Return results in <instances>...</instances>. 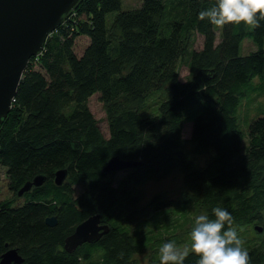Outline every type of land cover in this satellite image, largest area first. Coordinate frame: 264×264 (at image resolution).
Wrapping results in <instances>:
<instances>
[{
  "label": "trees",
  "instance_id": "obj_1",
  "mask_svg": "<svg viewBox=\"0 0 264 264\" xmlns=\"http://www.w3.org/2000/svg\"><path fill=\"white\" fill-rule=\"evenodd\" d=\"M122 2L81 0L28 63L0 127V184L4 168L13 194L0 200V258L14 248L21 264H134L151 250L160 264L163 243L191 246V214L213 218L219 206L251 264H264V233L246 236L248 226L264 228V21L249 31L198 20L216 0H142L127 10ZM80 37L89 43L78 56ZM96 94L108 136L89 106ZM116 156L138 164L105 173ZM175 171L185 183L178 198L144 203L140 187ZM38 175L45 182L18 196ZM95 214L109 232L67 252L65 238ZM198 259L190 252L184 264Z\"/></svg>",
  "mask_w": 264,
  "mask_h": 264
},
{
  "label": "water",
  "instance_id": "obj_2",
  "mask_svg": "<svg viewBox=\"0 0 264 264\" xmlns=\"http://www.w3.org/2000/svg\"><path fill=\"white\" fill-rule=\"evenodd\" d=\"M81 0H0V127L12 109L23 74L32 57L43 49L47 37L53 33ZM116 156L109 160L105 173L122 171L137 165ZM67 177L62 169L55 173V183L60 186ZM45 182L42 175L27 182L18 192L22 196L33 186ZM46 224H58L55 216L48 217ZM261 230V229H259ZM109 232V225L101 215H91L79 223L64 241V249L73 253L85 243H95ZM24 261L14 248L0 258V264H21Z\"/></svg>",
  "mask_w": 264,
  "mask_h": 264
},
{
  "label": "clouds",
  "instance_id": "obj_3",
  "mask_svg": "<svg viewBox=\"0 0 264 264\" xmlns=\"http://www.w3.org/2000/svg\"><path fill=\"white\" fill-rule=\"evenodd\" d=\"M197 18L220 27L243 24L254 31L264 21V0H216L215 5L201 10ZM212 217L207 214L195 217L190 248L181 249L175 240L163 243L159 248L160 264H184L190 252L199 257L197 264H251L244 241L233 227L231 213L217 206L212 209Z\"/></svg>",
  "mask_w": 264,
  "mask_h": 264
},
{
  "label": "rangeland",
  "instance_id": "obj_4",
  "mask_svg": "<svg viewBox=\"0 0 264 264\" xmlns=\"http://www.w3.org/2000/svg\"><path fill=\"white\" fill-rule=\"evenodd\" d=\"M142 4V0H123L122 2V9L127 10V9H134L140 7ZM115 16V13H111L108 15V21H111V19ZM89 41L86 37H80L76 40V45H75V52L78 56L82 55L83 51L87 47ZM203 44V37L201 35H196L194 39V47L195 49H200ZM249 47V44H246V48ZM188 74V70L186 67H182L180 69V77L182 79H185L186 75ZM260 98H255L254 102L252 103V106H249V109H246V111L249 113V118L254 115V112H257V107L260 102ZM243 106V114L245 113V106ZM89 106L94 114L95 118L99 122V126L102 129V132L104 133L105 136H108V126H107V121H106V116H105V111L103 104L99 100V95L96 94L92 96V98L89 101ZM255 110V111H254ZM245 116V115H244ZM191 126L186 125L184 128V137L185 138H190L191 136ZM5 169L1 168V178L2 182L0 184V200L5 199V198H11L13 196L12 192L8 188L7 180L5 178ZM122 172H119L121 174ZM185 189V183H184V176L181 172L175 171L166 178L162 180H150L146 182L144 185L140 187L141 193L143 194V202L147 203L149 202L155 195L157 194H163L169 197L170 199H177L180 193ZM19 201H22L20 198ZM190 216V215H189ZM194 214H191L190 216V225L194 224ZM190 225L188 226L190 228ZM258 227H261L259 229H255V227L248 226L246 227L248 229V232L246 236L248 238H258L261 234L264 233V228L261 225H255ZM190 236H186L185 241H187ZM188 246L189 245H183ZM181 247V249L183 248ZM153 252L151 250H147L143 253L137 254L134 257V264H152V256Z\"/></svg>",
  "mask_w": 264,
  "mask_h": 264
}]
</instances>
